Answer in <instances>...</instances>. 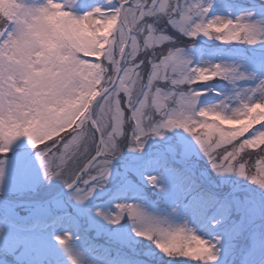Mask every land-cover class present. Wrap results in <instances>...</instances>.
Masks as SVG:
<instances>
[{
	"label": "snow or ice",
	"instance_id": "1",
	"mask_svg": "<svg viewBox=\"0 0 264 264\" xmlns=\"http://www.w3.org/2000/svg\"><path fill=\"white\" fill-rule=\"evenodd\" d=\"M201 36L249 47L198 60ZM145 241L264 264V0H0V264H148Z\"/></svg>",
	"mask_w": 264,
	"mask_h": 264
},
{
	"label": "rangeland",
	"instance_id": "2",
	"mask_svg": "<svg viewBox=\"0 0 264 264\" xmlns=\"http://www.w3.org/2000/svg\"><path fill=\"white\" fill-rule=\"evenodd\" d=\"M34 2L35 3H43L44 0H34ZM80 3L82 6L86 5L88 8H90L92 6H96V5L103 7L106 4V0H80ZM77 10L80 11L81 9H77ZM83 10H87V9L85 8ZM219 14L223 15L225 13L220 12ZM235 14H237V13H232V15H235ZM199 39H202L203 41H202V43L195 44L196 49L197 50L205 49L206 51H205V55L197 57L198 60H200V59H214V60L218 59V57H213V56L209 55L207 50L219 48V49H223L226 53H228V52L246 49V47L244 45H236L235 46L232 44H223L220 41L210 40V39H207V38L202 37V36L199 37ZM223 58L231 61L234 57L226 55ZM210 84L215 85L216 89L223 90V91H230V89L227 86V82H225L223 80H219V79L214 80V81L210 82ZM245 86H250V82H249V85H245ZM197 87L198 88H204V87H208V86L207 85H197ZM215 96H216V91L214 89H210L208 91L206 97H202V102H204V103H215V102H217ZM175 132H181L182 133V130H175ZM175 132L170 133V135L175 134ZM29 179H30V177L24 176V175L17 177L18 182H20L22 184L27 183L29 181ZM233 179L237 180L242 186H244L250 190L253 188V186L248 181L240 182L239 181L240 178H236V177H234ZM56 186L58 188L63 187L62 183H59V182L57 183ZM67 227H69L70 229L72 228V225L70 222H68ZM153 250H155V246L152 245L151 242L145 241L144 243L139 245V252L142 254L147 253L146 257H151L152 260H155V259H159L162 261L167 260L166 257H163L161 254L158 253V250H156V254L153 255Z\"/></svg>",
	"mask_w": 264,
	"mask_h": 264
},
{
	"label": "trees",
	"instance_id": "3",
	"mask_svg": "<svg viewBox=\"0 0 264 264\" xmlns=\"http://www.w3.org/2000/svg\"><path fill=\"white\" fill-rule=\"evenodd\" d=\"M202 39H197L195 44L197 43H202ZM232 45H244L246 48L249 47L245 44H240V43H233ZM240 182H244L245 180L243 179H240L239 180ZM246 186V185H245ZM98 245L99 247L97 248V250L95 251V253H93V258L94 259H97V260H106V259H109L108 255H107V248L105 246V242L103 240H99L98 241ZM114 255V253H113ZM145 259H147L148 257H143ZM148 264H166V261H162V260H159V259H155V260H152V259H149L148 261Z\"/></svg>",
	"mask_w": 264,
	"mask_h": 264
}]
</instances>
